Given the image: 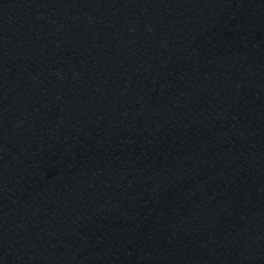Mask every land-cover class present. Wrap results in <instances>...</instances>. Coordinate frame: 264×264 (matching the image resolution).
I'll use <instances>...</instances> for the list:
<instances>
[{"label":"water","instance_id":"obj_1","mask_svg":"<svg viewBox=\"0 0 264 264\" xmlns=\"http://www.w3.org/2000/svg\"><path fill=\"white\" fill-rule=\"evenodd\" d=\"M0 264H264V0H0Z\"/></svg>","mask_w":264,"mask_h":264}]
</instances>
